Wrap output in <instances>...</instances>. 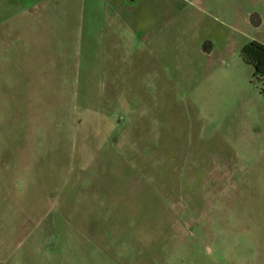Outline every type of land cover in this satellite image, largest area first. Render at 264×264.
<instances>
[{
  "label": "rangeland",
  "instance_id": "374dc122",
  "mask_svg": "<svg viewBox=\"0 0 264 264\" xmlns=\"http://www.w3.org/2000/svg\"><path fill=\"white\" fill-rule=\"evenodd\" d=\"M252 42L264 0H0V264H264Z\"/></svg>",
  "mask_w": 264,
  "mask_h": 264
},
{
  "label": "trees",
  "instance_id": "16d2710c",
  "mask_svg": "<svg viewBox=\"0 0 264 264\" xmlns=\"http://www.w3.org/2000/svg\"><path fill=\"white\" fill-rule=\"evenodd\" d=\"M250 54L248 57L253 60V77L264 81V46L252 42L249 46ZM244 53V51H243Z\"/></svg>",
  "mask_w": 264,
  "mask_h": 264
},
{
  "label": "water",
  "instance_id": "95a60500",
  "mask_svg": "<svg viewBox=\"0 0 264 264\" xmlns=\"http://www.w3.org/2000/svg\"><path fill=\"white\" fill-rule=\"evenodd\" d=\"M128 2H134L135 0H127ZM250 24L254 27L257 28L260 24L259 18L256 14L250 15Z\"/></svg>",
  "mask_w": 264,
  "mask_h": 264
}]
</instances>
